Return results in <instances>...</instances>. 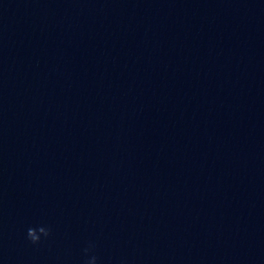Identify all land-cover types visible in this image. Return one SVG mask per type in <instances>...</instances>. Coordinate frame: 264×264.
I'll return each instance as SVG.
<instances>
[{
    "label": "water",
    "instance_id": "water-1",
    "mask_svg": "<svg viewBox=\"0 0 264 264\" xmlns=\"http://www.w3.org/2000/svg\"><path fill=\"white\" fill-rule=\"evenodd\" d=\"M89 241L264 264V0H0V264Z\"/></svg>",
    "mask_w": 264,
    "mask_h": 264
},
{
    "label": "clouds",
    "instance_id": "clouds-1",
    "mask_svg": "<svg viewBox=\"0 0 264 264\" xmlns=\"http://www.w3.org/2000/svg\"><path fill=\"white\" fill-rule=\"evenodd\" d=\"M52 234V228L44 225L38 231L34 230V227H29L26 232V238L34 245H39L44 239L50 237ZM96 245L94 241H89L87 247L84 248L86 259L84 264H100L99 258L94 254Z\"/></svg>",
    "mask_w": 264,
    "mask_h": 264
}]
</instances>
